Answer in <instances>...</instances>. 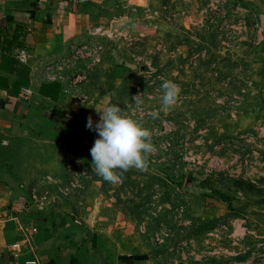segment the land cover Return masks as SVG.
<instances>
[{"label":"rangeland","instance_id":"374dc122","mask_svg":"<svg viewBox=\"0 0 264 264\" xmlns=\"http://www.w3.org/2000/svg\"><path fill=\"white\" fill-rule=\"evenodd\" d=\"M128 3L57 61L88 117L27 182L88 227L84 264H264V0Z\"/></svg>","mask_w":264,"mask_h":264},{"label":"crops","instance_id":"0c3cea01","mask_svg":"<svg viewBox=\"0 0 264 264\" xmlns=\"http://www.w3.org/2000/svg\"><path fill=\"white\" fill-rule=\"evenodd\" d=\"M134 8L128 0H0V262L85 263L88 227L62 215L55 196L36 197L27 178L54 167L65 142L78 140L77 119L88 117L87 101L70 91L58 60L74 40L129 31ZM16 25L32 35L31 51L5 43L1 32ZM120 54L101 57L106 87L118 80L121 70L110 66ZM132 259L122 254L119 264Z\"/></svg>","mask_w":264,"mask_h":264},{"label":"trees","instance_id":"16d2710c","mask_svg":"<svg viewBox=\"0 0 264 264\" xmlns=\"http://www.w3.org/2000/svg\"><path fill=\"white\" fill-rule=\"evenodd\" d=\"M1 35H3L4 41L9 47L15 44L19 49L29 52L35 46L32 35L21 25H16L13 29H5L1 32Z\"/></svg>","mask_w":264,"mask_h":264},{"label":"built area","instance_id":"2783aa9c","mask_svg":"<svg viewBox=\"0 0 264 264\" xmlns=\"http://www.w3.org/2000/svg\"><path fill=\"white\" fill-rule=\"evenodd\" d=\"M70 48H71V51H72V52H77V51H79V50L82 49V47H81V48H78V47H76V46H74V45H71ZM20 58H21V60H25V58H26V53H25V52H22Z\"/></svg>","mask_w":264,"mask_h":264}]
</instances>
